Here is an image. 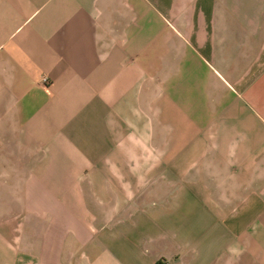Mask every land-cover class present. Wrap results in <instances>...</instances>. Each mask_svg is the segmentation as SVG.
Here are the masks:
<instances>
[{
    "label": "crops",
    "instance_id": "obj_1",
    "mask_svg": "<svg viewBox=\"0 0 264 264\" xmlns=\"http://www.w3.org/2000/svg\"><path fill=\"white\" fill-rule=\"evenodd\" d=\"M0 264H264V0H0Z\"/></svg>",
    "mask_w": 264,
    "mask_h": 264
},
{
    "label": "built area",
    "instance_id": "obj_2",
    "mask_svg": "<svg viewBox=\"0 0 264 264\" xmlns=\"http://www.w3.org/2000/svg\"><path fill=\"white\" fill-rule=\"evenodd\" d=\"M42 82H43V84H47V83H48V79H47V78H44V79L42 80Z\"/></svg>",
    "mask_w": 264,
    "mask_h": 264
}]
</instances>
